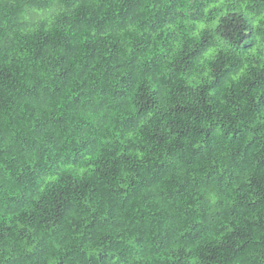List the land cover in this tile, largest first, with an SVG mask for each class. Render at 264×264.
Wrapping results in <instances>:
<instances>
[{"label": "trees", "instance_id": "1", "mask_svg": "<svg viewBox=\"0 0 264 264\" xmlns=\"http://www.w3.org/2000/svg\"><path fill=\"white\" fill-rule=\"evenodd\" d=\"M0 264H264V0H0Z\"/></svg>", "mask_w": 264, "mask_h": 264}]
</instances>
